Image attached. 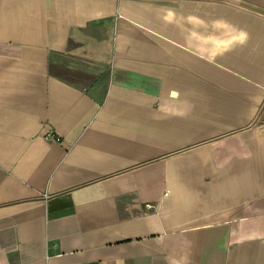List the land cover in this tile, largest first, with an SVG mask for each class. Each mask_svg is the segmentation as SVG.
Here are the masks:
<instances>
[{
    "label": "crops",
    "instance_id": "crops-1",
    "mask_svg": "<svg viewBox=\"0 0 264 264\" xmlns=\"http://www.w3.org/2000/svg\"><path fill=\"white\" fill-rule=\"evenodd\" d=\"M0 264H264V0H0Z\"/></svg>",
    "mask_w": 264,
    "mask_h": 264
}]
</instances>
